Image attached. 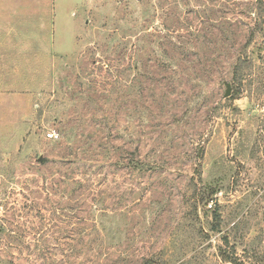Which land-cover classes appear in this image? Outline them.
I'll return each instance as SVG.
<instances>
[{
    "label": "rangeland",
    "instance_id": "1",
    "mask_svg": "<svg viewBox=\"0 0 264 264\" xmlns=\"http://www.w3.org/2000/svg\"><path fill=\"white\" fill-rule=\"evenodd\" d=\"M46 22L0 82V264H264V0Z\"/></svg>",
    "mask_w": 264,
    "mask_h": 264
},
{
    "label": "crops",
    "instance_id": "2",
    "mask_svg": "<svg viewBox=\"0 0 264 264\" xmlns=\"http://www.w3.org/2000/svg\"><path fill=\"white\" fill-rule=\"evenodd\" d=\"M48 14L49 0H0V82L23 75L34 53L48 62Z\"/></svg>",
    "mask_w": 264,
    "mask_h": 264
},
{
    "label": "built area",
    "instance_id": "3",
    "mask_svg": "<svg viewBox=\"0 0 264 264\" xmlns=\"http://www.w3.org/2000/svg\"><path fill=\"white\" fill-rule=\"evenodd\" d=\"M48 138L49 139H55V138H57V136L55 134H48Z\"/></svg>",
    "mask_w": 264,
    "mask_h": 264
},
{
    "label": "water",
    "instance_id": "4",
    "mask_svg": "<svg viewBox=\"0 0 264 264\" xmlns=\"http://www.w3.org/2000/svg\"><path fill=\"white\" fill-rule=\"evenodd\" d=\"M227 92H226V96H228L229 95V85L227 86Z\"/></svg>",
    "mask_w": 264,
    "mask_h": 264
}]
</instances>
